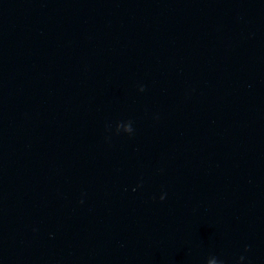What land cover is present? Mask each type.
Returning <instances> with one entry per match:
<instances>
[{"label": "water", "instance_id": "1", "mask_svg": "<svg viewBox=\"0 0 264 264\" xmlns=\"http://www.w3.org/2000/svg\"><path fill=\"white\" fill-rule=\"evenodd\" d=\"M0 264H264V0H0Z\"/></svg>", "mask_w": 264, "mask_h": 264}]
</instances>
